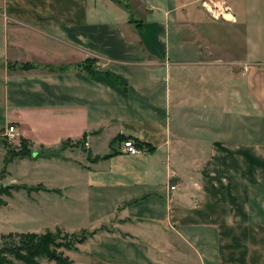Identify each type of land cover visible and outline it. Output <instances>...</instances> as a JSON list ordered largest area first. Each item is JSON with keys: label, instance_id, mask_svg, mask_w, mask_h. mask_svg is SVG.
Instances as JSON below:
<instances>
[{"label": "crops", "instance_id": "obj_1", "mask_svg": "<svg viewBox=\"0 0 264 264\" xmlns=\"http://www.w3.org/2000/svg\"><path fill=\"white\" fill-rule=\"evenodd\" d=\"M197 1L0 0V156L14 126L31 155L12 162L57 168L56 188L17 193L75 190L76 215L100 220L82 259L264 264V0L247 54L210 47ZM70 217L45 231L76 234Z\"/></svg>", "mask_w": 264, "mask_h": 264}, {"label": "rangeland", "instance_id": "obj_2", "mask_svg": "<svg viewBox=\"0 0 264 264\" xmlns=\"http://www.w3.org/2000/svg\"><path fill=\"white\" fill-rule=\"evenodd\" d=\"M198 0L195 3L194 11L197 14V17L209 21L210 27L209 32L214 38L210 40V47L224 46L227 49H236L239 53H249L251 48L250 35H254V30L250 27L251 21L248 20L247 14L249 11V0ZM251 5H254L257 0H250ZM259 2V0H258ZM237 7H235V4ZM259 5V3H258ZM260 6V5H259ZM246 14L241 15V12ZM261 15L264 17L263 7H259ZM257 9L255 10V13ZM253 22L256 20L254 16ZM215 23V24H212ZM232 25V28H229ZM252 31V33L250 32ZM263 34L258 35L259 46L264 47V22L262 24ZM257 33V31H256ZM224 36V39L217 40L218 35ZM257 37V36H256ZM253 41V40H252ZM256 41V38H254ZM262 131L264 126L261 127ZM7 139V138H6ZM3 143H7L9 149H18L15 145L14 139L3 140ZM6 144V145H7ZM5 149V147H4ZM37 159V158H36ZM20 160V159H19ZM57 170L56 167L46 164L44 166H30L26 161H18L9 163L4 169L3 157L0 156V185L3 187L16 185L17 182H23L27 184H33L34 181H41L44 184L49 186H57L56 183L49 182L51 181V173H55ZM2 175V177H1ZM20 184V183H19ZM24 192L13 193V197L2 196V199L6 201V206H0V247L3 243L1 241V235H6L9 233H36L42 234L45 231V227H52L54 222H60V219L70 217L65 219L67 222L68 228L71 233H80L81 229L86 228L87 230H92L99 226L100 220H88L78 217L76 214L82 208V199L80 195L75 194V190H71L69 193L68 200L60 199V196L57 194H45L39 193L34 196V200H28L27 196L23 195ZM26 193V192H25ZM73 203L74 207H70L69 204ZM73 210V211H72ZM63 215V216H62ZM108 228H112L113 224L109 223L105 225ZM49 231V230H47ZM57 239H65L66 241H72L73 238H65L62 233H57L56 230L49 231ZM61 234V235H60ZM15 240V239H14ZM13 240V241H14ZM59 242V240H56ZM73 242V241H72ZM13 243H18L14 241ZM87 246V245H86ZM84 246L83 248H85ZM174 252L181 254L186 253V249L183 247L177 246L176 248H171ZM57 252H62L64 256H67L75 264H106L103 261H99L97 257L91 256L85 259L75 254L73 251L58 249ZM139 254V253H138ZM4 258V257H2ZM7 264H23L16 260L13 256H6ZM89 263H87V261ZM107 262H114L112 259L106 260ZM116 262H119L115 260ZM182 262V261H181ZM39 264H55L54 262H47L46 260L40 259ZM112 264V263H109ZM178 264H181L180 262Z\"/></svg>", "mask_w": 264, "mask_h": 264}, {"label": "trees", "instance_id": "obj_3", "mask_svg": "<svg viewBox=\"0 0 264 264\" xmlns=\"http://www.w3.org/2000/svg\"><path fill=\"white\" fill-rule=\"evenodd\" d=\"M117 1V0H112ZM93 61V60H92ZM91 60H87L82 66L83 69L87 70L90 68ZM28 67V66H25ZM6 146V145H5ZM135 146L141 148L142 144L135 141ZM6 153L4 157V169L6 166L11 163L16 158H26L31 155V151L28 149L27 142L23 139H20L19 149H9V146H6ZM149 149V148H148ZM151 149H149L150 151ZM111 155H105L104 157H96L93 159V162L108 158ZM2 177V175H1ZM38 188L28 187L26 185H10L3 187L0 185V206H6V201L2 199V196L12 197V194L19 191H25L30 193L32 191H37ZM105 227H102L98 231L105 230ZM57 233H62L60 230H56ZM97 231L93 232H82L80 234H66L62 233L65 238H73L72 241H66L64 238H56L49 231H46L42 234H7L1 236V241H3L0 247V264H7L6 256L11 255L16 260L23 264H39V260L43 259L47 262H54L55 264H75L67 256H64L62 252H57L58 249H65L71 251H77L78 245L84 243L86 240L92 238ZM61 235V234H60ZM15 239V240H14ZM18 243H13L14 241ZM56 240H59L57 242ZM4 257V258H2Z\"/></svg>", "mask_w": 264, "mask_h": 264}, {"label": "built area", "instance_id": "obj_4", "mask_svg": "<svg viewBox=\"0 0 264 264\" xmlns=\"http://www.w3.org/2000/svg\"><path fill=\"white\" fill-rule=\"evenodd\" d=\"M6 137L7 139H12L16 134V129L14 126H9L7 128L6 131ZM122 153L128 154V155H136L139 152V149L135 146V143L133 142V140L128 139L126 141L123 142L122 144ZM171 189L173 190L174 188L171 187Z\"/></svg>", "mask_w": 264, "mask_h": 264}]
</instances>
